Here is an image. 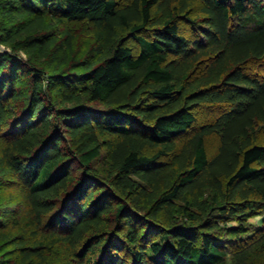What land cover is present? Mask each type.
Segmentation results:
<instances>
[{"label":"trees","instance_id":"trees-1","mask_svg":"<svg viewBox=\"0 0 264 264\" xmlns=\"http://www.w3.org/2000/svg\"><path fill=\"white\" fill-rule=\"evenodd\" d=\"M0 18V264H264V0H0ZM74 22L95 28L83 57ZM13 179L27 207L6 219Z\"/></svg>","mask_w":264,"mask_h":264},{"label":"rangeland","instance_id":"rangeland-1","mask_svg":"<svg viewBox=\"0 0 264 264\" xmlns=\"http://www.w3.org/2000/svg\"><path fill=\"white\" fill-rule=\"evenodd\" d=\"M132 0H124V3H129ZM204 14L202 12V4L200 2H195L193 4L192 7V11L190 14L189 18H192L193 20L198 21V23L201 24V26H204L203 22H199V20H203ZM0 20H3L4 23L8 20L6 19H2L0 18ZM181 21H179V25L181 27V33L193 37L194 36V32L193 29L191 27V24L186 20V18L181 17L180 19ZM199 24V25H200ZM62 28V31H72L75 37L74 40V51L76 53L77 56H85L88 52V50L90 49V47L94 44L95 41V28L93 26V24H87L84 22H74V23H66ZM152 26L148 25L144 32L147 35H150V33L152 32ZM118 33H120L121 35H126L128 36V34L125 33V31H118ZM128 45L130 47H132L134 49L135 52H137V49L139 48L138 43L134 40V39H130L128 42ZM4 50H9L8 46L5 44L1 43V47ZM51 70V69H50ZM256 70H258L259 72L264 74V67L259 66V69L257 68ZM255 70V71H256ZM206 106V105H205ZM204 105L200 106L197 108L196 110V114H197V118H198V122L203 123L205 121V123H207V121L209 120V118H213L215 117V115L219 114V111H213L212 108H216L217 105H209L207 107H205ZM216 106V107H215ZM258 135L259 138H261L264 141V124H262L261 126L258 127ZM206 141H207V147H208V151L209 154L211 156L215 155L218 151V147H219V137L216 134H211L208 135V137H206ZM105 155V153H104ZM106 158H101L100 160H98L95 163V168L97 169V171L99 172L100 176L106 174L107 168H106ZM103 177V176H102ZM3 194H6L5 198L3 199V204L4 205H8L11 207V213H9L7 215V218H10L18 213H21V215L24 214V212L26 211V207H27V203L24 197V193L21 187V184L18 182L17 179H13V181H11V183L6 187V189L3 191ZM263 220H264V215H259L258 217H255L254 219H252V221L262 225L263 224ZM168 223L166 222V225ZM165 225V224H164ZM66 247L65 246H61L60 248H58V252L60 253V258L63 260L62 262L64 263L66 260H64L66 257L65 255V251H66ZM64 253V254H63ZM254 260H258L257 257H255ZM66 264H69L68 261H66Z\"/></svg>","mask_w":264,"mask_h":264},{"label":"built area","instance_id":"built-area-1","mask_svg":"<svg viewBox=\"0 0 264 264\" xmlns=\"http://www.w3.org/2000/svg\"><path fill=\"white\" fill-rule=\"evenodd\" d=\"M0 47H1V42H0ZM0 50H2V51H3L4 49L0 48Z\"/></svg>","mask_w":264,"mask_h":264}]
</instances>
